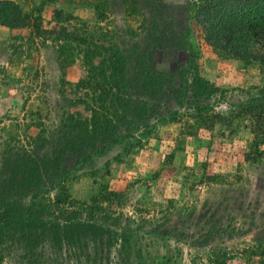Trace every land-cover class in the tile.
Segmentation results:
<instances>
[{"label":"rangeland","instance_id":"1","mask_svg":"<svg viewBox=\"0 0 264 264\" xmlns=\"http://www.w3.org/2000/svg\"><path fill=\"white\" fill-rule=\"evenodd\" d=\"M137 1L0 0V10L13 2L26 20L21 27L0 23V194L14 185L20 167L37 172L59 157L66 168L52 184L68 189L42 195L61 230L0 233V264H86L82 234L62 229L64 212L85 211L86 203L102 207L104 222L136 234L119 264H264V154L253 148L247 113L249 101L264 104V78L256 64L236 66L219 57L196 26L190 39L199 73L216 91L195 96L188 72L183 79L169 74L159 92L144 97L151 105L147 127L122 125L127 138L78 170L77 157L61 152L71 132L69 99L80 79L76 61L62 55L61 27L130 50L146 21ZM59 11L66 17L61 23ZM187 16L179 10L176 21ZM186 56L178 55L171 68L185 67ZM99 262L117 264L115 250Z\"/></svg>","mask_w":264,"mask_h":264},{"label":"trees","instance_id":"2","mask_svg":"<svg viewBox=\"0 0 264 264\" xmlns=\"http://www.w3.org/2000/svg\"><path fill=\"white\" fill-rule=\"evenodd\" d=\"M190 1L176 6L163 0L137 1L142 4L140 8L146 21L141 41L135 42L130 50L124 43L106 46L87 32L61 27L62 55L70 63L76 61L80 72L78 84L69 99L67 122L71 132L61 149L66 156L77 157V166L73 170L86 167L94 157L127 138L122 125L135 122L138 127L148 126L146 122L150 115L145 118V114L149 113L151 105L144 97L159 92L165 76L174 74L183 79L181 74L188 72L191 92L195 96L199 92L211 94L210 91H216L214 85L200 76L199 54L190 39L194 26L199 29L204 43L219 57L256 64L264 78V0H196L193 6ZM5 5L10 6L0 10V23L10 27L25 25L22 10L13 2ZM182 9H186L188 16L176 21L178 11ZM192 11L195 15L191 18ZM57 15L59 22L66 18L62 11ZM163 16L169 20L165 21ZM182 53L187 54L186 66L174 71L171 66ZM131 83L138 87L132 89ZM260 100H251L247 106L253 121V148L258 157L264 154V104L259 103ZM162 115L157 123L165 120ZM49 165L50 168H41L37 172L20 167L13 177L14 185L1 192L0 233L18 228L61 230L57 217L52 220L49 206L42 204V195L52 190L67 192L62 182L52 184V178L62 173L66 166L62 157ZM85 207L81 212L66 210L68 220L62 229L71 236L77 232L82 234L87 244L86 264H99L100 257L112 248L118 256L117 264L121 261L120 255L127 260L131 240L136 234L127 225L100 219L102 207H90L87 203ZM81 214L84 218L79 217Z\"/></svg>","mask_w":264,"mask_h":264},{"label":"crops","instance_id":"3","mask_svg":"<svg viewBox=\"0 0 264 264\" xmlns=\"http://www.w3.org/2000/svg\"><path fill=\"white\" fill-rule=\"evenodd\" d=\"M226 61H229L230 63H234L236 66L239 64V63H242L241 61L239 60H236V59H225ZM215 66V65H214Z\"/></svg>","mask_w":264,"mask_h":264}]
</instances>
